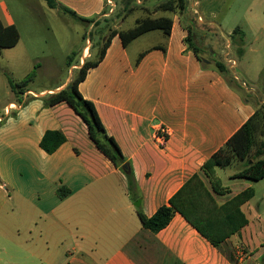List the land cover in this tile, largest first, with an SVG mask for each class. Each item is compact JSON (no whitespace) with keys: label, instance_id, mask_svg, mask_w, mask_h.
<instances>
[{"label":"crops","instance_id":"obj_1","mask_svg":"<svg viewBox=\"0 0 264 264\" xmlns=\"http://www.w3.org/2000/svg\"><path fill=\"white\" fill-rule=\"evenodd\" d=\"M24 1L41 13L46 7L41 0ZM57 1L92 21L75 20L93 30L95 41L74 53L69 75L54 87L29 88L40 63L16 84L8 76L15 100L0 114V264H264V221H257L262 220V213L252 204L254 197L242 205L248 225L221 249L179 213L154 233L140 221L125 173L97 148L84 120L66 102L45 104V98L71 82L86 59H97L105 20H110L113 29L129 30L133 27L123 29L121 23L136 11L126 12L128 0ZM166 1H155L150 7L143 4L153 17L173 19L170 35L161 31L164 41L131 54L128 49L140 37L125 48L116 35L105 57L79 85L132 165L139 207L148 217L169 204L254 114L257 105L264 103V0H234L227 7L228 0H187L184 15L163 12L160 8ZM119 8L124 13L117 19ZM236 11L240 26L230 29L227 46L234 47L238 58L224 61L214 49L224 46V40L210 37L215 32L208 31L222 13ZM141 17L135 18V24ZM0 18L5 26L16 27L19 44L18 25L4 0H0ZM191 20L206 29L197 34L196 25L192 27L198 54L185 42L189 32L184 25H192ZM237 28L242 33L233 36ZM4 49L0 57L6 60ZM230 60L237 63L244 79L233 76ZM218 63L226 67L227 76ZM27 78L29 82L13 91L10 80L20 85ZM161 129L168 132L164 143L158 138ZM49 131H58L66 139L52 154L40 146ZM223 185L227 193L215 195L220 204L252 187L233 191ZM62 188L68 192L63 197Z\"/></svg>","mask_w":264,"mask_h":264},{"label":"trees","instance_id":"obj_2","mask_svg":"<svg viewBox=\"0 0 264 264\" xmlns=\"http://www.w3.org/2000/svg\"><path fill=\"white\" fill-rule=\"evenodd\" d=\"M41 1L50 10L61 11L77 21L92 23L91 20L80 18L74 11L60 5L57 0ZM137 1L134 5L144 8V1L142 4H138ZM187 7V0H167L160 9L163 12L184 15L187 12ZM132 11L134 8L131 7L130 3H127L126 12ZM190 22H194V20ZM172 23L173 19L167 16L153 17L150 10H147L146 17L137 19L135 26L129 30L113 29L110 20H105V25L101 29L103 33L99 35L97 43L100 49L97 59H86L65 88L44 99L47 106L60 102H66L70 105L87 124L89 136L97 148L116 167L122 169L124 164H129V167L126 170L122 169V171L128 179L130 197L134 202L139 200L140 195L132 165L124 157L116 140L106 132L95 105L86 100L80 93L79 85L86 79L89 71L97 67L105 57L113 37L119 35L123 46L126 48L137 38L152 31H162L165 35H170ZM97 25L99 24L95 22V26ZM184 28L189 32V36L185 40L188 48L198 54L199 50L193 42L192 25H184ZM239 33L242 32L237 28L232 35L236 36ZM91 36H93V30L90 32V38ZM84 39L87 40V36H84ZM18 41L19 33L16 27L5 26L0 18V50L12 48L17 45ZM73 55L74 53L68 56L69 68L73 65L71 61ZM142 57L143 54L139 59ZM218 66L222 74L225 76L229 74L223 64L218 63ZM29 81L30 78H27L22 84L14 85L10 80V84L13 91H17ZM65 141V137L60 132L49 131L43 137L40 146L46 153L52 154ZM235 161L240 162L241 167L236 171L233 178L253 181L264 179V103L257 105L254 114L203 164L200 173H195L185 182L171 197L169 204L160 207L152 217L146 216L138 207L137 213L143 227L157 233L166 228L174 215L179 213L213 246L221 249V245L228 238L239 233L242 228L248 225L249 220L242 210V205L255 195L254 189L249 187L223 204L216 200L215 195H223L228 191V188L223 185V181L217 175V169L231 166ZM67 193L63 188L60 189L62 197Z\"/></svg>","mask_w":264,"mask_h":264},{"label":"rangeland","instance_id":"obj_3","mask_svg":"<svg viewBox=\"0 0 264 264\" xmlns=\"http://www.w3.org/2000/svg\"><path fill=\"white\" fill-rule=\"evenodd\" d=\"M7 4L9 13L15 19L21 39L19 44L12 48H5L6 60L0 57V114L4 106L15 100V95L12 93L8 76L11 77L14 83H18L23 80L27 75L32 73L34 65L40 63V67L37 70V76L33 82L30 83L29 88L39 90L41 88H51L64 82L69 75L68 56L71 53L79 54L82 51V47L93 45L95 41L94 36L90 38V28L82 23L76 22L70 16L55 11H51L47 7L43 8L42 13L35 8H31L24 0H4ZM145 5L150 7L160 0H144ZM201 2L204 0H200ZM234 0H228L226 7L233 4ZM127 2V1H126ZM136 3V0H128V3ZM238 2L236 3V5ZM134 13L124 20L121 25L123 29H129L135 26V18L137 16L146 17L147 11L141 7H137L134 4ZM119 7L120 3H119ZM124 11L119 8L116 15L117 19L123 15ZM173 15L171 12H167ZM195 23V24H194ZM192 24L195 33L206 31L205 27H199L196 20ZM217 24L210 28L208 32L214 31L215 34H210L222 37L224 40V46L220 48L214 47L215 51L221 54L223 60L228 61L231 58H238L233 49L234 47L227 46L231 44V36L229 35L230 29H234L240 26L238 11L228 15L227 12L221 14ZM199 27V28H198ZM92 31V30H91ZM87 32V33H86ZM94 33V32H93ZM87 36L88 40L83 38ZM91 39V40H89ZM165 36L161 31H154L141 36L128 51L132 54L136 49H150L153 44L160 41H164ZM202 44L203 41L199 40ZM98 50V49H97ZM1 56V55H0ZM71 61H74L73 59ZM6 62V63H5ZM233 76L238 79L240 76L239 68L231 69ZM240 78L244 79L243 76ZM1 121V120H0ZM241 167V163L235 161L233 165L226 168H219L220 179L231 186L233 191H239L244 187L251 185L254 189L255 196L252 200L254 206L259 207V211L262 213V220L264 221V179L260 181H253L250 179L238 178L235 181L231 180L233 174ZM0 182H3L2 178ZM3 192L0 191V198L3 199ZM2 201L0 200V205ZM7 207V206H6ZM8 224V221H7Z\"/></svg>","mask_w":264,"mask_h":264},{"label":"built area","instance_id":"obj_4","mask_svg":"<svg viewBox=\"0 0 264 264\" xmlns=\"http://www.w3.org/2000/svg\"><path fill=\"white\" fill-rule=\"evenodd\" d=\"M137 3H138V4H141V0H138ZM109 4L111 5V7H112V6H115V4H113L112 1H109ZM199 19H201V18L199 17ZM85 51H86V50H85ZM229 62L231 63L232 68L237 67V63H236L235 61L230 60ZM158 138L160 139V141H161L162 143H164V142L167 140V138H168V132H167V130H165V129H161V130H160V134L158 135ZM244 255H245V253L243 254V252H242V250H241V253L239 254L240 258H243Z\"/></svg>","mask_w":264,"mask_h":264},{"label":"water","instance_id":"obj_5","mask_svg":"<svg viewBox=\"0 0 264 264\" xmlns=\"http://www.w3.org/2000/svg\"><path fill=\"white\" fill-rule=\"evenodd\" d=\"M128 167H129V164L127 163V164H124V165L122 166V169H123V170H126ZM140 202H141L140 199L137 200V201L135 202V206L139 207V206H140Z\"/></svg>","mask_w":264,"mask_h":264}]
</instances>
